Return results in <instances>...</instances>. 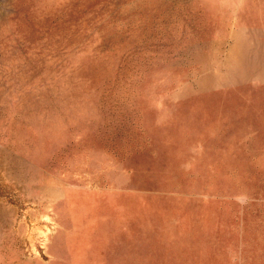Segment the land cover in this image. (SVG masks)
<instances>
[{
    "label": "rangeland",
    "instance_id": "1",
    "mask_svg": "<svg viewBox=\"0 0 264 264\" xmlns=\"http://www.w3.org/2000/svg\"><path fill=\"white\" fill-rule=\"evenodd\" d=\"M0 264H264V0H0Z\"/></svg>",
    "mask_w": 264,
    "mask_h": 264
}]
</instances>
